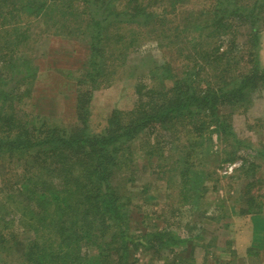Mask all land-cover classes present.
I'll list each match as a JSON object with an SVG mask.
<instances>
[{
    "label": "trees",
    "instance_id": "obj_1",
    "mask_svg": "<svg viewBox=\"0 0 264 264\" xmlns=\"http://www.w3.org/2000/svg\"><path fill=\"white\" fill-rule=\"evenodd\" d=\"M180 1L0 0V47L4 46L10 53L0 58L3 60L0 61V159L12 161L16 158L18 165L24 167L9 168L2 174L0 264H133L129 255L133 243L129 212L136 197L122 193L125 186L120 184L133 182L128 177L131 169L127 164L133 161L130 147L141 136H148L146 155L151 158L160 157L159 150L165 149L162 147L164 141L183 152L181 160H176L179 168L171 170L172 177L179 178L175 188L171 186V189H177L188 203H194L205 179V174L194 168L199 157L194 158L192 153L199 145L195 143L193 133L203 137L210 124L215 123L214 131L222 137L232 138V143L226 144L224 150H232L228 161L236 159L243 143L231 134L219 109L245 105L251 92L264 87V71L259 73L256 68L245 76L232 75L230 84L222 86H214L208 77L209 83L203 88L198 81L201 72L196 68L212 65L216 70L213 77L226 83L225 77L239 63L228 57L227 50H221L219 46L213 48V41L210 43L208 39L224 37L227 40L221 41L230 43L232 30L247 28L256 47L261 28L256 23L264 14V0H218L217 6L208 12L211 19L202 28L203 32L210 33L204 42L206 48L201 47L203 54L195 57L201 44L195 39L188 41L186 74L180 76L171 65H165L162 67L164 74L156 77L159 88H146L143 92L137 89L139 97L132 109H114L101 134L89 132L87 124L93 90L111 85L115 81L116 62L122 61L105 52L113 45L111 28L116 27L119 31L115 36L119 43L124 40L123 31L134 35L139 29L145 33L148 30L157 40L164 38L174 45L179 44L178 35L171 38L177 28L167 26L170 20L165 7L168 3L176 6ZM153 9H158L160 14H154ZM24 15L27 25L26 22L9 25L12 20L21 23ZM43 21L51 29H46L51 35L84 42L89 53L77 81L63 77L65 90L56 91L75 103L76 123L62 131L48 124L49 121L36 120L29 114L36 107L27 104L34 92L30 86L22 93L13 94L21 84L27 86V80L34 83L39 69L32 68L25 56L32 44L31 37L15 43L19 35L16 40L9 41L11 34L18 31L23 36L24 30L27 33L31 25ZM159 25H162L160 31ZM133 41L131 39L127 44L131 46ZM231 44L232 51L238 48L236 43ZM199 60L203 61L204 67ZM168 82L171 85L166 88ZM34 93L35 96L42 93V98L36 96V100L46 105L40 101L47 99V91ZM27 106L31 110H27ZM47 107L49 112H59L58 106ZM196 120L206 126L194 125ZM151 131L163 132L166 136H157L151 141ZM251 165L256 168L255 164ZM161 172L162 176H167L164 168ZM189 193L190 197L187 196ZM143 202L150 204L151 199ZM245 203L248 208H243L242 215H251L257 234L251 249H257L261 238L264 239V209L253 196L245 197ZM146 236L152 237L149 244H144L148 249L155 245V248L174 247L182 243L177 233L162 231L138 236L136 240L142 243ZM153 241H156L154 245L151 244ZM171 253L176 255V250L171 248ZM173 264L194 263L184 257L180 262L175 257Z\"/></svg>",
    "mask_w": 264,
    "mask_h": 264
},
{
    "label": "rangeland",
    "instance_id": "obj_2",
    "mask_svg": "<svg viewBox=\"0 0 264 264\" xmlns=\"http://www.w3.org/2000/svg\"><path fill=\"white\" fill-rule=\"evenodd\" d=\"M217 4L218 0H181L176 6L168 3L165 7L170 20L167 26L177 28L171 35V38L174 35L179 36V44L176 45L170 43L169 39L157 40L158 38L148 30L145 33L139 29L138 35L123 31L124 40L119 43L115 38L119 31L116 27L111 28L113 45L106 48L105 52L109 53L107 56L122 61H117V66L113 69L115 81L107 87L93 90L90 101L91 114L87 124L90 133L101 134L108 116L114 109L121 111L132 109L138 101L137 89L143 92L146 88H159L156 77L160 78L164 74L165 70L162 67L165 65H171L180 76L186 74L188 70L186 51L190 47L188 41L195 39L196 42H200L201 46L196 50L198 55L195 54V57L201 56L203 54L201 47L206 48L204 42L210 34L209 31L203 32L202 28H205L204 24L211 19L209 10ZM174 8L175 11H172ZM153 11L154 14H160L158 9ZM260 16V20L258 19L256 23L261 27L256 47L251 39L252 36H248L247 28L239 27L232 30L229 36L230 43L221 41L227 40L224 37L208 39L210 43L213 41V48L219 46L221 50H227L228 57L237 59L239 64L227 74L226 83L213 77L216 70L212 65L205 69L196 68L201 72L198 81L203 88L209 83L208 77H211L214 86H222L230 84L232 75L245 76L250 72L253 73L256 68L259 73L264 71V14ZM22 18L21 23L12 20L9 25L25 23L27 18L25 15ZM48 28V24L43 21L41 24L31 25L27 33L24 30L23 36L18 31L12 32L9 41L19 35L15 43L29 39L28 36L31 37L32 44L28 46L25 56L29 59L32 68L39 69L34 83L27 80L28 85L21 84L13 94L22 93L29 86L34 92L47 91V99L40 101L46 105L36 100V96L42 98L43 94L35 96L33 92L27 104L36 107L32 108L29 114L36 120L49 121L48 124L55 125L62 131L76 123L75 103L66 95L56 94V91L65 90L66 85L63 81L65 78L69 81H77L83 73L82 65L87 61L89 53L84 42L54 37L46 30ZM161 28L162 25H159L158 30L160 31ZM130 29L134 30L132 26ZM131 39L137 41L131 42L130 46L127 43ZM231 42L237 44L238 48H234V51ZM0 52L2 53L0 58L10 54L2 45ZM241 56L243 57L240 58ZM198 63L204 67L202 60ZM165 85L169 88L171 84L168 82ZM246 99L248 102L245 105L241 103L233 108L219 109V115L230 126L231 134L243 143V148L237 151L234 161H228L232 150L224 151L227 148L226 144L232 143V138L222 137L214 131L215 123L210 124L205 132L207 135L203 137H200V133L199 135L193 133L194 141L199 145L192 153L194 158L199 157L198 164L194 168L205 174L203 188L194 198V203L186 202L177 189H171V186L175 188L176 183L179 182V178L172 177L171 170L179 168L176 160H181L183 152L176 145L171 146L170 142L166 144L164 141L162 147L165 149L163 151L158 149L161 152L160 157L151 158L146 155L148 136L144 135L134 140L130 147L133 161L127 164L131 169L128 177L133 182L127 185L120 184L122 187L125 186L122 193L126 192L128 196L136 197L131 203L132 210L129 212V231L133 240L129 255L133 264H173L175 257H178L180 262L183 257L188 258L194 264H264V252L259 249L261 245L256 247L258 251L250 249L251 251L247 252L250 248L247 247L254 243L255 231L251 215H242L243 208H248L245 203V197L248 196H253L262 210L264 209V87L255 89ZM48 105L58 106L59 112H49ZM28 107L30 106L26 109ZM209 120L213 122L212 118ZM193 123L199 127L206 126L200 120ZM151 132V141L156 140L157 136H166L163 132L161 134L158 131ZM184 143L187 144L185 141ZM251 164H255L256 168ZM9 168L24 167L18 165L16 158L12 161L0 159V189L4 183L2 177ZM161 168L167 171V176L165 174L162 176ZM3 195L0 193V196ZM190 195L187 194L189 197ZM144 199H151V203L143 204ZM2 216L1 213L0 218ZM158 231L177 233L182 243L174 247L163 245L155 248V245L154 248L148 249L144 244L150 243L151 236H146L145 240L142 238V243L136 240L138 236L151 235ZM155 243L156 241H153L151 244ZM171 248L176 250V255L171 253Z\"/></svg>",
    "mask_w": 264,
    "mask_h": 264
},
{
    "label": "crops",
    "instance_id": "obj_3",
    "mask_svg": "<svg viewBox=\"0 0 264 264\" xmlns=\"http://www.w3.org/2000/svg\"><path fill=\"white\" fill-rule=\"evenodd\" d=\"M258 237H260V234H259V236H258ZM254 238H255V239L257 238V234H255V237H254ZM254 238H253V240H254ZM253 240H252V241H253ZM261 241H262V242H261V244H260V245H261V247H260L259 249H260V251H261V252H264V239H263V238H261ZM253 244H254V243H252L251 245H249V246L247 247V248H249V247H250V248H249V250H247V252H249V251H250L251 247H253V246H252ZM247 248H246V249H247ZM256 250H257V249H256ZM257 251H258V250H257Z\"/></svg>",
    "mask_w": 264,
    "mask_h": 264
}]
</instances>
